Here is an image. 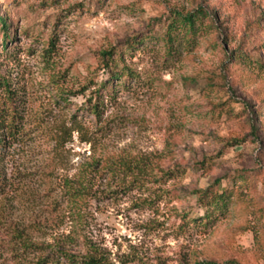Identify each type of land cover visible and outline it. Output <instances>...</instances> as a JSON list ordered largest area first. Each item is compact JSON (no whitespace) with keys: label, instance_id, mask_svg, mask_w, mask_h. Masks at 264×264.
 I'll return each instance as SVG.
<instances>
[{"label":"rangeland","instance_id":"374dc122","mask_svg":"<svg viewBox=\"0 0 264 264\" xmlns=\"http://www.w3.org/2000/svg\"><path fill=\"white\" fill-rule=\"evenodd\" d=\"M0 18V264H264V0H0Z\"/></svg>","mask_w":264,"mask_h":264},{"label":"trees","instance_id":"16d2710c","mask_svg":"<svg viewBox=\"0 0 264 264\" xmlns=\"http://www.w3.org/2000/svg\"><path fill=\"white\" fill-rule=\"evenodd\" d=\"M195 13H201L202 15H206V12L204 10H199V11H195ZM183 23L185 24H190L191 26H194L195 24V20H196V16L193 13H189L186 15H182L181 18ZM0 21L3 22L4 27L8 30L9 28V23L7 21L6 18H0ZM9 39H10V33L8 32L7 35L4 38V48L6 50H8V43H9ZM108 82H103L101 83L97 89H96V95H97V100L95 103H93V99H89L88 103L86 104V107L88 109L89 112L93 113L96 117L100 118L102 111H101V105L104 104V96H103V91L105 90V88L108 86ZM12 86V81L10 80V78L7 75H3L2 73H0V88L2 90H4L5 94H6V100H12L14 98V92L15 90H13L11 88ZM255 113V119L256 118H260V116H262V112L261 111H256ZM6 117L5 115L0 111V130H3L5 128H9L10 131H12L15 127V123L12 122H6L5 121ZM78 124V123H76ZM76 126V125H75ZM17 128V127H16ZM79 125L74 127L73 129H71L70 133L72 134L74 131H79ZM16 132L18 131L17 129L15 130ZM13 132V131H12ZM3 141H0V145L3 144ZM213 192L208 193L205 192L204 196L205 198L212 196ZM227 193H217L214 195L213 199H211L212 201H209V203H206V207L210 206V204L212 202H219V201H223L224 197L226 196ZM72 202L74 206H77L81 200V195L82 192L79 189L73 188L72 191ZM24 236L23 232H20L19 230L17 231L15 237L17 239H20ZM18 243L22 244V249L24 251H28L31 249H36V251H40L41 253H43V248L42 246H38L35 245L34 243H32L31 241L28 240H18ZM64 258L65 261H61V257ZM59 257L56 258H44L41 257L38 261V263L36 264H43L45 263V259H47L48 263H52V264H111L110 261L106 258V256L100 255L98 253H90L85 255L84 257H78V256H74L71 255L69 253H58ZM211 264V263H209Z\"/></svg>","mask_w":264,"mask_h":264}]
</instances>
